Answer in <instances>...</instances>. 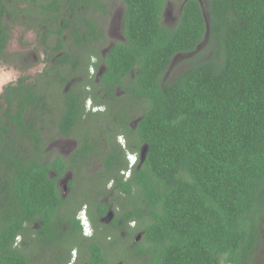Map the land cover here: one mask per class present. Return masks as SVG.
I'll return each instance as SVG.
<instances>
[{"label": "trees", "instance_id": "obj_1", "mask_svg": "<svg viewBox=\"0 0 264 264\" xmlns=\"http://www.w3.org/2000/svg\"><path fill=\"white\" fill-rule=\"evenodd\" d=\"M120 1L122 39L102 57L94 14L106 15V0H0V57L21 25L37 34L48 64L55 58L38 74L46 88L21 77L0 95V264H33L13 244L60 206L68 161L50 157L47 144L71 135L82 138L78 155L99 148L97 172L114 181L101 192L108 202H96L115 211L113 237L143 236L131 248L146 258L132 263L250 264L264 213V0H183L173 27L162 23L166 0ZM82 55L103 65L105 113L85 112L75 85L64 91L80 70L87 79ZM177 56L185 69L166 79ZM92 93L100 105L103 92ZM90 247L86 264H113L112 253Z\"/></svg>", "mask_w": 264, "mask_h": 264}, {"label": "flooded vegetation", "instance_id": "obj_2", "mask_svg": "<svg viewBox=\"0 0 264 264\" xmlns=\"http://www.w3.org/2000/svg\"><path fill=\"white\" fill-rule=\"evenodd\" d=\"M182 3L180 6V11L182 8ZM165 15L168 16V14ZM27 29L32 30L31 28ZM118 30L119 39H122L120 23H118ZM7 45L5 50L3 51L2 56L0 57V61L5 59ZM40 47L43 46L40 45ZM107 50L105 52H102L100 50L102 57H104ZM47 57L48 55L46 54L45 61H47ZM92 60L94 62H92ZM54 62L55 58H53L49 64L52 65ZM86 63H88V65H86ZM94 63H96V67H93ZM86 67L88 70L87 79L81 72L82 70H80L78 75L73 78L69 84H67V86L64 88V91H67L69 87H72L71 85H75L74 88L76 92L82 89L85 95H87L85 98H83L84 103L82 105L85 112L105 113L110 109V105L108 106L107 104V88L99 84V77L104 70L103 65L100 63L99 59L97 60L93 56L91 58H86L82 55L79 68L85 69ZM92 69L93 71H91ZM92 77L94 78L95 84H91V82L88 80L92 79ZM17 83L18 81L13 83L11 86H16ZM27 83L31 82H28L27 79L24 84ZM44 87H47L45 82L42 85V89H44ZM94 90L96 94H100L101 92H103L102 98L104 100H99L100 105L98 106L94 105L93 98L90 97L91 95L93 96V93L91 94V92ZM116 90L117 91L115 92V94L118 97L124 94V92L119 90L118 88ZM1 94H3V92ZM77 94L79 95V93ZM128 99L129 98H127L126 100ZM57 100H59V98H57ZM88 100L91 101L90 105L87 104ZM3 102L4 99H0V105ZM57 103L63 106L61 100H59ZM119 103V101H116L115 104L118 105ZM132 126H135V122H132ZM75 131L74 135L76 136V133L79 132ZM82 133H84V131ZM76 137L78 138H75L72 135L68 137H59L57 140H59V143H63V147L66 148L63 150V147H61L58 152H50V157L54 153H57L68 161L65 166L66 171L64 172L62 177L57 179V188L61 200L60 206L54 208L51 220H48V222H44L41 219L36 218L33 221H29L26 224L24 231L22 232L24 234L22 236L18 235L15 238L13 246L18 247L22 244V247H25L26 249V256L31 260L33 264H86V257L90 256V246L93 242H97L99 244L104 252V257H110L113 234L117 230L115 225L113 224V220H115V211L113 210L112 206H109L107 210L103 211V209L100 208L96 202L104 204L108 202L107 198L101 197V192L103 189L104 191L110 190L111 184L114 181L111 179L110 181L107 180L108 183H106L97 172L99 168H102L104 166V164L99 161L100 158L97 157L99 148H92L89 153L82 152L81 155H78L76 153L78 150L79 142L82 141L81 136ZM79 138L81 139L79 140ZM120 138L125 139V137L122 134H118L115 137V140L119 145L121 143L119 141ZM105 141L106 140H104V143ZM96 146L99 145L97 144ZM71 157H75L76 159H78V162H76V164L70 162L69 160ZM76 172L78 173L75 174ZM123 174L126 178L127 174ZM52 176H55V174H52ZM71 181L73 182L72 185L69 184V182ZM89 194L92 195L91 198L89 197ZM82 203H84V205L81 206ZM82 210H84L85 217L87 219V230L85 232L82 231V228L81 231H79V226L81 225L78 219ZM263 218L264 213L261 216L260 221ZM118 225H123V222L119 221ZM44 226L50 228V231L47 232L44 229ZM129 227L134 229L135 222H131ZM119 233H121V235L126 234L124 231H121ZM138 236L139 235H137L136 238ZM136 238L134 239V243L137 242ZM261 243L262 233L260 231L259 242L256 245L250 264H260L258 262L256 263L255 257ZM259 254L261 255V251L259 252Z\"/></svg>", "mask_w": 264, "mask_h": 264}, {"label": "rangeland", "instance_id": "obj_3", "mask_svg": "<svg viewBox=\"0 0 264 264\" xmlns=\"http://www.w3.org/2000/svg\"><path fill=\"white\" fill-rule=\"evenodd\" d=\"M182 1L183 0H166L162 18V23L164 25L168 27L175 26ZM105 5H107L106 15L101 13L94 14V17L97 18L99 23L100 30H102L104 34L103 40L100 42L99 46L102 52L109 49L114 41L120 40L118 36V23H120L123 14V3L120 0H106ZM165 14H168V16ZM203 47L204 44L201 45L200 49ZM44 50V47H40L35 32L21 25H13L10 31V39L8 41L5 59L0 61V94L7 85H12L17 82L20 77H26L28 82L31 83L36 82L42 89L43 80L41 81V79L38 78V74L49 65L48 61H45L46 52ZM184 59V56H177L173 59L170 71L165 75L166 79L174 77L185 69L184 67L186 65L183 64ZM92 62L94 61L92 60ZM91 71H93V69ZM87 102L91 103L89 100ZM57 139L58 138L51 140L50 143L47 144V150L50 152H58L59 149L64 146V144L61 142L59 143ZM120 140L125 142L122 138H120ZM65 148L63 147V150ZM260 231L262 233V243L256 252L255 261L256 263L264 264V218L260 221ZM118 234L119 235L113 237L114 243L111 247L113 264H136L132 263L134 259L137 260V263L145 260L146 257L138 258L135 256L136 251L131 248L133 246L132 241H134L139 233L132 236L129 233L125 235H121V233ZM142 237V235L139 236L137 243L142 241ZM141 245L143 249H146V244L142 243ZM260 251L261 255L259 254ZM119 259H122L124 262Z\"/></svg>", "mask_w": 264, "mask_h": 264}, {"label": "clouds", "instance_id": "obj_4", "mask_svg": "<svg viewBox=\"0 0 264 264\" xmlns=\"http://www.w3.org/2000/svg\"><path fill=\"white\" fill-rule=\"evenodd\" d=\"M88 105H90V103H87ZM128 161H129V164H130V166L131 165H133L134 163H135V158L134 157H132V156H128ZM83 211V210H82ZM86 218V217H85ZM79 222H80V225H81V228H82V231L83 232H85V230H84V228H83V224H82V222H81V218H80V215H79ZM86 222H87V219H86ZM86 228H87V226H86Z\"/></svg>", "mask_w": 264, "mask_h": 264}, {"label": "built area", "instance_id": "obj_5", "mask_svg": "<svg viewBox=\"0 0 264 264\" xmlns=\"http://www.w3.org/2000/svg\"><path fill=\"white\" fill-rule=\"evenodd\" d=\"M80 218H81V222H82V224H83V228H84V230L86 231V230H87V228H86V226H87V222H86V218H85V212H84V210L81 211V213H80Z\"/></svg>", "mask_w": 264, "mask_h": 264}, {"label": "water", "instance_id": "obj_6", "mask_svg": "<svg viewBox=\"0 0 264 264\" xmlns=\"http://www.w3.org/2000/svg\"><path fill=\"white\" fill-rule=\"evenodd\" d=\"M207 17L205 16V19H206ZM145 152H146V148H144V149H142L141 150V153H140V158H141V161L144 159V157H145ZM140 236V235H139ZM139 236L136 238V240H138V238H139Z\"/></svg>", "mask_w": 264, "mask_h": 264}]
</instances>
